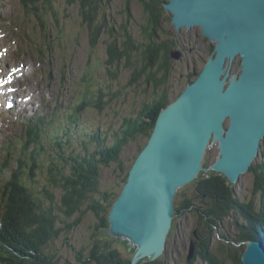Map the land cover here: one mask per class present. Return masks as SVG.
<instances>
[{"label":"trees","instance_id":"obj_1","mask_svg":"<svg viewBox=\"0 0 264 264\" xmlns=\"http://www.w3.org/2000/svg\"><path fill=\"white\" fill-rule=\"evenodd\" d=\"M67 1L78 3L81 22L89 35L94 36H91L94 48L103 28H106L103 24L95 22L99 13V2ZM138 1L145 15L141 23V36L144 41L136 43L135 37L125 26L120 27V33L117 35H114L115 30L109 32L107 34L109 40L105 42L104 63L107 71L118 69L121 64L125 69H131L129 85L135 83L141 85L140 80L143 79L152 90L157 91L169 72V61L173 59L171 52L178 40L175 37L168 38L169 32L163 27V22L170 19L164 8L166 0ZM131 4L132 0H124V10L130 11ZM51 5L52 0H23L25 11H30L32 18L40 24L43 22L37 12L40 8L43 12L49 11L52 9ZM212 48L213 45L210 46V51ZM135 53L142 55L139 65L140 56H133ZM199 71L187 72L186 84L192 82ZM109 74L113 78L116 77L111 71ZM157 74L162 76L158 79ZM89 89L84 88L82 100L73 107L71 117L69 114L68 126L76 125L81 111L90 107L102 112L111 100L110 97L103 101L104 95L101 90H98L95 97H90L92 94ZM178 95L174 97L169 91L159 92L150 102L142 104L135 114L122 117L120 125L110 135L109 128L104 131L98 128L88 136L81 134V137L79 136L81 150L73 149L65 155L64 152L67 150L64 148V141L57 140L54 149L58 157L56 160L53 159V155L47 157L48 180L40 189L31 188L28 182H36V170L44 168L40 157L45 149L43 139L45 120L39 116L34 122L26 125L22 156L16 160L15 170H11L4 184L0 185V264H57L58 257L53 248L58 238L63 234H69L88 213L94 216L92 227L94 239L90 254L83 256L81 250L76 251V264H100L103 259L105 262L103 264L107 262L130 264L135 248L130 249L131 254L127 258L121 256L120 251L114 248L113 243L118 239L107 232L110 226L108 214L122 189L121 187L118 191V187L120 184L123 186L134 161L146 145L159 112ZM70 129V127L62 129L63 135L71 136ZM54 137L57 135L54 134ZM110 138L112 139L109 140ZM86 140L88 141L85 142ZM65 142L68 145L71 143L70 139ZM132 144L136 146L129 152L128 148ZM261 147L262 158L249 168L255 182L254 193L260 192L257 206L254 199L248 202L240 201L235 196L233 183L216 171L200 172L190 184L193 187L191 194L181 193L180 189L177 191L174 198L175 216L168 238L177 228L176 218L187 212H195L204 224V232H208L206 238H203L204 234L195 235L193 232L191 240L196 241V244L194 256L189 264H193L198 258L209 264H224L226 259L234 264H243L241 255L246 243L261 238L264 240V143ZM9 161L6 155L0 167V174L5 172ZM204 165L207 166L206 163ZM108 168L111 169L114 180L113 184L106 188L102 184V173ZM55 191H59L58 198ZM229 211L242 219L240 221L235 218L239 236L232 239L241 246L234 248L229 245L230 247L226 248L222 241L229 239L223 235L222 241L211 249L209 235L230 214ZM99 233L98 238L96 235ZM122 241L128 245L127 240ZM215 252L221 256L224 253L225 256L218 258ZM138 264H159V260L142 259Z\"/></svg>","mask_w":264,"mask_h":264},{"label":"rangeland","instance_id":"obj_2","mask_svg":"<svg viewBox=\"0 0 264 264\" xmlns=\"http://www.w3.org/2000/svg\"><path fill=\"white\" fill-rule=\"evenodd\" d=\"M97 1L99 2V13L95 22L103 24L106 28L101 30L99 41L92 48L93 38L91 36L93 35H89L87 28L81 22L78 3L52 0V11L44 10L43 12V9L40 8L37 12L43 22L40 24L32 18L30 11H25L23 0H0V65L5 69V72L16 69L27 71L15 83L12 80L18 74L15 78L11 77L10 85H16L17 94L29 95L23 100L15 99L16 103L24 107L23 110L18 106L7 108L5 101L0 108L2 114L0 120V166L5 155L10 160L5 172L0 174V185L4 184L5 178L10 175L11 170H15L16 160L22 156L21 149L23 141L26 139L25 127L37 117L42 116L45 120L43 127L45 149L40 157L44 168L36 170V182H28V184L31 188L40 189L47 184L48 180L47 157L53 155L54 160L58 157L54 149L57 140L64 141V148L67 150L64 152L65 155L73 149L81 150V134L88 136L98 128L102 131L109 128V135L112 134L113 130L120 125L122 117L135 114L142 104L150 102L154 97L152 87L144 83L143 79L140 80L141 85H137V83L129 85L131 69H125L122 64L118 69H110L112 73L116 74V77L113 78L104 63L106 58L105 42L109 40L107 35L109 32L115 30L114 35H117L120 33V27L125 26L129 33L135 37L136 43L144 41L141 36V23H143L145 15L140 2L132 0L130 11H125L124 0ZM36 5L38 4L36 3ZM166 14L170 16V19L163 22V27L169 32L168 38H177V45L173 48L175 51H179V56H183V58L181 60L170 59L169 72L158 90L153 89V91L159 93L164 89L175 97L186 85V73L199 71L211 54L210 46L213 45L212 49H214V42L204 36L198 26L189 29L181 27L177 31L171 23V14L167 12ZM196 44L197 47L201 46V56H188L186 52L189 47ZM133 56H140L139 65L141 53H135ZM239 65L240 58L236 57L231 65V73L239 72ZM22 66L24 69H21ZM161 76V74H157L158 79ZM86 87L90 88V94H92H89L90 97H95L98 90H101L104 95L103 101H107L110 97L111 100L102 112L90 107L81 111L76 125L68 126L70 124L68 116L73 107L82 100ZM23 94L20 95L23 96ZM68 127L71 128V136L63 135L62 129ZM59 133H61L60 136ZM54 134L57 137H54ZM68 139L71 141L70 145L65 142ZM263 143L264 140L261 141V145ZM135 146L136 144H132L128 151L131 152ZM7 147L8 149H6ZM262 151L261 147L259 155L253 160V163L262 158ZM218 154V145L213 144L205 154L204 164L206 163L208 166L213 163ZM113 180L111 169H105L102 173L103 186L108 188L113 184ZM190 184L182 187L181 193L191 194L193 187ZM121 187L122 184L118 187V191ZM233 187L235 196L240 201L248 202L254 199L255 205H258L260 192L254 193L255 182L249 170L242 174L236 183H233ZM55 194L58 198L59 191H55ZM229 212L230 214L209 235L211 249H214L222 241L223 235H226L231 241L239 236L235 218L240 221L242 219L240 216L233 215L231 211ZM93 222L94 216L91 213L85 214L81 223L74 227L69 234H63L58 238L53 248L58 257L57 264H76L77 250H81L83 256L90 254L94 239ZM176 222L177 228L167 240L166 251L157 258L159 264H189L187 256L194 230L197 234L202 236L204 234L203 238L208 235V232H204V224L195 212H187L178 216ZM96 236L99 238L100 233ZM229 240L222 241L226 248L230 247L229 245L234 248L241 246L240 243ZM113 245L124 258L130 256L119 245L115 243ZM215 254L218 258L225 256L224 253L222 256L217 252ZM102 261L100 264L105 263L104 259ZM107 264L112 263L107 262ZM193 264L209 263L198 258ZM224 264L234 263L226 259Z\"/></svg>","mask_w":264,"mask_h":264},{"label":"water","instance_id":"obj_3","mask_svg":"<svg viewBox=\"0 0 264 264\" xmlns=\"http://www.w3.org/2000/svg\"><path fill=\"white\" fill-rule=\"evenodd\" d=\"M164 8L177 31L200 27L214 50L196 78L159 112L108 214L114 243L129 254L135 248L130 264L166 251L179 189L200 172L216 171L236 183L264 140V0H167ZM179 53L171 57L178 60ZM236 57L240 70L231 73ZM215 143L218 157L205 167ZM195 244L190 240L188 261ZM241 260L264 264V244L248 241Z\"/></svg>","mask_w":264,"mask_h":264},{"label":"bare ground","instance_id":"obj_4","mask_svg":"<svg viewBox=\"0 0 264 264\" xmlns=\"http://www.w3.org/2000/svg\"><path fill=\"white\" fill-rule=\"evenodd\" d=\"M202 30V29H201ZM205 36V35H204ZM0 41H1V39H0ZM1 43V42H0ZM213 50L214 49H212L211 50V52H213ZM148 52V51H147ZM210 52V53H211ZM149 56V55H148ZM239 56V55H238ZM5 69H3V67H1V65H0V91L1 92H3L6 88H7V91H8V93H9V95H11V91H10V89H9V87H12V85H10V80H11V77H14L15 78V76L17 75V73L14 71V70H12V71H9V72H5ZM4 76H8V75H12V76H9V78H8V80H6L5 82H4V78H3V75ZM101 89V88H100ZM13 95H16V94H14V93H12ZM23 97V96H22ZM16 101V100H15ZM19 107H22V108H20V109H22L23 110V106H19ZM27 108V107H26ZM39 114V113H38ZM1 113H0V120H1ZM25 130H27V127H25ZM215 144H217V143H215ZM220 150H219V148H218V152H219ZM254 162V161H253ZM252 165V164H251ZM205 166V165H204ZM22 179V178H21ZM21 187V186H20ZM3 196V195H2ZM171 227H172V225H171ZM171 229V228H170Z\"/></svg>","mask_w":264,"mask_h":264},{"label":"flooded vegetation","instance_id":"obj_5","mask_svg":"<svg viewBox=\"0 0 264 264\" xmlns=\"http://www.w3.org/2000/svg\"><path fill=\"white\" fill-rule=\"evenodd\" d=\"M183 46H185V45H183ZM182 50H183V52H185L184 49H182ZM200 51H201V46L197 47V44H196L195 46L192 45L191 47H189V50L186 53L188 56H201ZM182 58H183V56H181L178 60H181ZM192 58L194 59V57H192ZM162 91H166V90L163 89ZM152 92H153V96L158 94L157 92L155 93L153 90H152Z\"/></svg>","mask_w":264,"mask_h":264}]
</instances>
